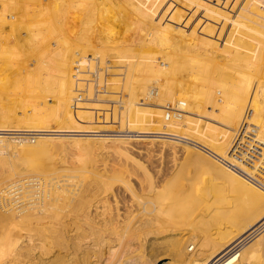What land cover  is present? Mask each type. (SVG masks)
<instances>
[{
	"label": "rangeland",
	"instance_id": "1",
	"mask_svg": "<svg viewBox=\"0 0 264 264\" xmlns=\"http://www.w3.org/2000/svg\"><path fill=\"white\" fill-rule=\"evenodd\" d=\"M134 1H135V3H134ZM175 1L178 5L175 3ZM186 1L189 2L190 0H174V1L171 0V2H170V0H156V2H157L156 5H154L152 7L150 6L151 7V9H150V7H148V5L146 4L145 0L144 1L143 0H140V1L139 0H128V1H126V0H107V2L103 3L102 5L96 6V7H99L98 12H97L96 7L93 6L94 10L93 9L91 10L92 6H90V7L87 6V8L90 9V11H91V12H89V10L86 8V3L82 2L84 4V7L81 8L82 11L76 12L75 10H72L70 13L68 12L69 14L62 12V15L58 18L52 17V19L49 21L50 26L52 25L51 27H54V28H51L52 33L51 32L47 33V31H43V33L41 34V37L39 39L41 41L38 40L39 43L41 42L39 45H33L32 42H34V41H31V39L28 37V34L25 35L24 33H22L21 26H20V20H19L20 18L17 19L18 17H20V14L15 13V12H14L15 14H13V12L11 13L12 15L10 14L11 16H13L16 19L15 20L16 22L13 23V21H12L9 25H8V23L3 24V25L0 24V35L3 36L0 40V43H2V44L6 43L8 48L13 47L15 49V50L14 49L10 50L13 52L7 51L6 53L0 54V63H1L0 71L2 72V73L0 72V76L6 78V79L5 78L2 79V81L0 79V83H2L4 81V83L0 84L1 85L0 86V122L2 123V124L0 123V125L4 126V127L2 126L3 129H8L10 131H13V130L20 131L19 134H15V135L4 134V135L0 136V140H2L4 142L3 143L4 145L7 144V146H8L9 143L12 145V146H10V144H9V147H11V148H8V149H6L7 147L5 148L4 146L0 145L1 146L0 149L4 147L0 151V156H1L0 157V170L1 169L6 170V171H8L9 169L12 170L13 166H14L15 169H17L19 171L22 170V171L26 172V170H27V172H30L32 170V167H29V164L26 163V161L24 160V157H22L23 155L21 153L20 154L22 156L19 154V152L12 149L13 146L19 147L22 143H23L22 145H24V144L35 145L38 143H42V144L48 143L45 141H48V139H49L48 137L50 136L51 138L54 139V141L52 140L53 142L51 141V143L55 142V145L53 144L52 147L51 146H48V147H50L49 149L53 148L52 151L54 150L53 151L54 153L53 152L52 153L54 155H53V157H51L52 154L50 155L51 162L49 161L50 159H47V158H46V160L44 159L42 161L44 166H45V164H48V166L46 165V167L58 168V169H61V166H62V168L65 166L64 168H66L70 171L76 170L77 172L79 171L80 173L82 171L83 173H85V175L88 174V173L86 174V171H89L90 175L89 174L88 175L91 177H93L94 173H95V176L93 178L95 180H98V181H96L97 182V189L95 191H97L96 194L98 192L100 193V195L97 194L98 195L97 197L99 199L96 197V200H102V199L105 201L110 200L113 196L111 193L114 194V192H117L116 194H114V196L112 198L113 201L115 200L114 203H113L112 199H111L112 203L110 201H107V205L111 209H109L108 207L107 208L110 210L111 213L109 214V210L104 211L105 213L107 212L106 216H105V214H102V217H100V220H102L101 218H103V217L106 218L103 220L104 223L103 222L101 223L100 220H99L100 223H97L98 228L101 227V228H99L100 231H102L104 233V237H103L102 236L103 233L100 232V234L102 236V237L100 236V239L102 238L101 239L102 243L99 244V247L101 246L100 247V251H101L102 250L101 248L103 246V250L100 252L101 254L99 253L100 260H101V262H99V264H118V262L121 261V259H124V260L129 259L133 264H179L178 260L175 261L176 260L175 255H173L174 246L172 244H174L173 239L175 238L174 237L175 234H174V231L171 230V227H174V229H175L178 225L183 224L184 223L183 221L179 222L180 221L179 218H184L186 216L182 213H187L189 215V213L191 211H193V207L191 204H189V206H187V208L185 209L184 212H182L180 209H179V211L177 210V213H180L181 215H183V217H181V215H180L176 218V213L173 210H171V212H170V210L167 209V207L170 208V206H171L170 205V199H172L173 202H175V200H177L178 196L175 194L179 195L181 193V189H182L181 185H183L185 183H186V185L191 184L190 187H192V189H191L192 191L190 190V192L192 193L193 196H194L196 190H198V188L200 189L203 186L200 189V190H202V189L206 188V185H208V187H209V185H211L208 182H206L207 177H206L205 172L209 168L207 163L205 162V165H204V162L202 163V161H200L195 154H189L190 157H188L189 155H186L187 152L184 151V147H185V149L186 148L189 149V148H193V147H191L190 145H186L185 143H182V142H178V141L174 142L173 140H170L168 138H163L164 136L165 137H167V136L174 137L173 133L180 126L179 122L186 123V125L184 127L185 128L188 127L187 117L185 116L186 112H183V111H186V108L182 109L180 107V101L183 98L185 101V106H190V103H191L193 105V106L191 105L192 108L194 107V109H196V110H194L195 113L196 114L197 113L202 114V115L197 114V115H200L202 118L201 117L199 118V116L195 117V116H191V115L189 116V118H191L193 120H198L199 121L198 122L199 130L201 132H206L205 133L206 135L204 133H202L205 136V137L203 136V138H205L206 140H208V138H209V133L207 131L208 127H206V125H205V124H207V126L209 125V122H207L208 118L206 116V114L208 115L209 110L207 109L208 107H206L207 104L206 103L204 104L203 102L208 101V97H209L208 95L211 92V90H209L208 88L206 89L205 83H202V82L205 80L207 75L210 76V74L203 72V74L199 73L200 74V76H199V74H194V73L196 71L202 72V71L208 70L210 68L211 64L203 63L202 65H198V66L194 67L195 69L189 71V65L190 64L189 63L187 64V62H186L188 60L186 58V55L184 54V52L175 49L176 48L175 46L177 45V43L180 45L181 48H184L182 44H184V46H187L188 45L187 42L189 44L190 43L193 44L196 41L195 38L189 34V31L187 29H185V28L182 29V27H181V25L182 26L185 25L184 27H187L186 24L188 25V23L181 24V23H178L179 21H177V23H175L176 20H179V18L185 19L186 21L188 19L192 18L191 15H193V14H192V12H190L193 10V7L191 6V1L194 2L195 0H191L189 2L190 5ZM166 2L168 3V5ZM141 3L142 4L145 3V4L142 5ZM137 4H139V6ZM123 5H126V6H123ZM35 6H37V5H35ZM117 6H119V7H117ZM127 6H129V8ZM147 7L149 8V10ZM163 7L165 9H163ZM190 7H191V9H190ZM174 8H176V9H174ZM186 8H189L188 11H186L187 10ZM118 9H120V10L122 9V10L120 11ZM170 9H171V11H170ZM86 10H88V11H86ZM164 10H167L166 11L167 13H165ZM158 11H160V12H158ZM161 11H164V12L161 13ZM168 11L170 12V14ZM73 12H74V14H73ZM145 12H147L146 15H145ZM174 12H176V13H174ZM92 13H93V15H92ZM100 14H101V16H100ZM159 14H161V15L163 14L162 17L165 16V18H166L165 19V18L160 17L161 18V24L163 23L162 25H165V23H167L166 27L168 26V28H167L168 34H164V35H166L167 39L169 40V42H170L171 46H173V48H169L166 45L164 46L162 44L160 45L159 44L160 42H158V41H156L157 43H155L156 45L159 44V45H157V46H160V47H158V49H155L156 46H155V48H153V47H151V44L149 45V42L147 40L149 37H153V41H155V39H157L159 36H163V33H164L163 30H160V31L158 30L157 33H155V30H154V27L157 25L156 23H158V21H159V16H160ZM171 14L175 18L171 17L172 16ZM174 14H176V15H174ZM178 14H180V16ZM185 14H187V15L189 14L188 16L186 15L187 18L185 16ZM75 15H76V18H75ZM166 15H167V17H166ZM156 16L158 19L156 18ZM53 19H55V20H53ZM202 19L203 18H200V20H202ZM155 20H158V21L155 23ZM162 20H164V21L166 20V21L162 22ZM52 21L53 22L55 21L54 22L55 26H53ZM170 21H171V23H170ZM50 22H52V23H50ZM103 22H105V23L103 24ZM72 23H74V24H72ZM207 23H208V21H207ZM161 24H159V26ZM151 25H153V26H151ZM171 25H176V26L174 27ZM169 26H170V28H169ZM192 26H194V25H192ZM56 27H57V29H59L58 30L59 32L56 31L57 30ZM90 27H91V29H90ZM92 27H94V28H92ZM130 27H132V28H130ZM143 27H145V28H143ZM163 27L165 28V26H163ZM171 27L176 28V30L178 28L179 32H181L183 30L184 32L182 31V34L180 33V36H182V37L178 38L175 33L170 31L172 29ZM138 28H142L143 33H136V30ZM13 30H15V33ZM77 30H79V32ZM89 30H90V32H89ZM145 30H146V33H145ZM8 34H9V36H7ZM62 35H64V36L62 37ZM16 36H18V37H16ZM12 37H14L13 40H12ZM27 37H28V39H27ZM56 39L57 40L61 39V40H60V42H58ZM218 39H221V37H219ZM53 41L56 42V45H54L53 47L49 46V45H53L55 43V42L53 43ZM66 42H67V44H66ZM79 42H81V43H79ZM122 42H124V43H122ZM129 42H130V44H134V45H130L129 47L125 46V45H128ZM209 42H211L210 45H212V41L207 40V42L206 41L204 42L205 44L203 43L204 47L205 46L208 47ZM28 43L31 46H29ZM206 43H208V44H206ZM44 44H47V45H44ZM45 46H46V48H45ZM152 46H153V42H152ZM40 48L42 51L40 50ZM155 50L161 51L162 54H165L168 56V64L166 65V68H168V69L166 71H165V69H162L163 67L159 64L160 63L159 59L155 58V54H156ZM165 50H167L168 52L166 53ZM163 51H164V53H163ZM152 52H154V54H152ZM3 57L5 60L3 59ZM18 62H20V64ZM157 63H158V65H157ZM18 66H19V68H18ZM183 67H187L188 69L186 68L187 70H185ZM1 69L5 72L4 75H3V71ZM163 71H165L166 73L169 71L168 73L170 74V75H168V77H169L168 81H170V82H168V85L170 84L169 85V87H170L169 95L171 93L170 97L166 93H164L165 94L164 95L163 92L161 91L162 90L161 85H163L162 79L165 78L163 76ZM193 74H194V76H193ZM204 74H207V75H204ZM7 75H8V77H7ZM201 76L204 77V79H202ZM2 77H0V78H2ZM196 77L197 78L199 77V80L201 78L203 81L201 80L202 81L201 83H199L200 81H198V80L195 81L196 79L193 81L192 78H196ZM222 81H224V82H221V81L218 82L219 85L216 83L217 85H215V86H218V87H216V88L214 87L215 90H214V92L212 91L214 97H215V95H217L218 97L220 96V95H218V94H220V91H221L220 89H221V87L223 88L225 86V80H222ZM195 82L197 83V85L200 84V86L198 87ZM9 84H10V86H9ZM203 85H204V87H203ZM141 86L145 87V89L148 92L150 91L149 96L152 98L153 101L149 102V101L143 100V92L142 91L144 88L142 89ZM160 87H161V90H160ZM218 88H220V89H218ZM158 90L162 92V94L159 95L160 97L158 96V92H159ZM205 90H206V92L203 93L204 94L203 98L205 100L202 98V100H204V101L201 102L200 101L201 100L200 95H201V92L202 91L204 92ZM197 91H198L199 96L196 95ZM192 92L193 93L196 92V93L193 95V94H191ZM187 94L189 96L191 94L192 97L190 96L191 97L190 98ZM157 101H158V103H157ZM198 101H200L204 106L200 102L198 103ZM211 102L212 101H210L209 103H211ZM196 103L198 105H196ZM154 104H156V105H154ZM174 106H176V108H179V109L174 108ZM204 108L207 109L206 110L207 112L204 111L205 110ZM181 110H183V111H181ZM199 111H201V112H199ZM205 116H206V118H204ZM205 119H206V122H205ZM28 130L38 131L39 133H42V132L43 133H49V135L48 134H31V135L28 134V135H26L25 133ZM186 133H187L186 135H188V136H186V137H188L187 139L193 140V138H192L193 135L191 134V136H190V134H188L189 132H186ZM45 135L47 136L48 139L46 138ZM53 135L55 138L53 137ZM67 136H69V137H67ZM143 136H145V137L147 136V138L145 139V138H143ZM134 139H138V140H134ZM151 139H153V141L151 143H149V141ZM162 140H165V142L167 141L166 144L170 143V141H173L175 145L180 144L181 146L176 145L177 146L176 150H177L178 154L171 151L167 146L161 147L162 144L160 142H162ZM119 141H121V142H119ZM61 142H62V144H61ZM86 142H87V144H86ZM122 142H124V144ZM59 143L61 146L59 145ZM96 143H98V144H96ZM120 143L123 145L126 144L125 145L126 146L125 151H126V153H128V157H130V158L126 159L125 156L123 155L125 153V151L123 149H121V150L118 149L117 146L120 145ZM72 144H73V146H71ZM129 144H131V145H129ZM136 145H137V147H136ZM113 146H116V147H113ZM54 147H57V150L60 147H61V149H59L58 152H56L57 150ZM127 149H129V150H127ZM8 150L10 152H13V155H11ZM182 150L184 151L183 152L184 154H182ZM190 150H192V149H190ZM80 151L81 152L84 151V152H82L83 154H81ZM119 151L121 153H123V154L118 153L119 155H121L120 157L116 153ZM193 151H197V152L201 153L199 150H197L195 148H193ZM1 152H2V155H1ZM50 152H51V150H50ZM15 153L16 154L18 153V155H20V156L16 155ZM56 153H59V155L61 157ZM131 153H132V155H131ZM55 154L57 155V157L55 156ZM69 154H73L74 156L73 155L71 156ZM89 154H90V157H89ZM107 154H109V155H107ZM4 155H6L7 157L10 156L11 159H9L10 157H8V159H7V157H4ZM192 155H194V156H192ZM14 156H16V158H17L16 161L14 159ZM54 156H55V158H54ZM21 157L23 159H21ZM70 157L71 158L74 157L73 160L75 159L74 160L75 162L78 161V163L79 162H80V164L82 163L81 164L82 167H79L80 164H78V163L70 162V159H71ZM75 157L76 158L78 157L79 159H76ZM58 158H59L60 162L57 161ZM62 158L64 160L63 163H61V161H63ZM117 158H119V160ZM207 158H209L213 161L212 158H210V157H207ZM5 159H6V161H5ZM18 159L20 161L21 160L22 161L24 160V161L19 162ZM66 159H68V160H66ZM7 160H9L11 164ZM52 160H53V162H52ZM54 160H56L58 163L56 161L54 162ZM128 160H129V162H128ZM44 161H47V163H45ZM66 161H67V163H66ZM169 161H170V163H169ZM5 162H8V163H5ZM3 163H5V166ZM74 163H75V166H74ZM55 164H57V165H55ZM68 164L69 165L71 164L73 166L70 165V168H68V166H69ZM91 164L93 167L90 166ZM8 165L10 166V168H8L9 167ZM53 165L56 167H54ZM86 165L89 167H87ZM190 165H191V167H190ZM22 166H24L26 168H24ZM90 167H91V169H90ZM19 168H21V169H19ZM86 168H88V169H86ZM184 168H185V170H184ZM28 169H30V170H28ZM176 169H177V171H176ZM191 169H193L192 172L189 171ZM144 170H145V172H144ZM92 171H93V173H92ZM146 173L148 174V177L151 178V180L153 182H155V183L159 182L160 183L161 181H163L165 184L164 185L163 182H161L162 184L160 183L161 185H163L165 187L164 188L163 186H161L162 191L164 192L163 195H165V196H162L161 195L162 193L160 194V196H162L164 199L161 197L157 198L156 201H154L155 200L154 199L153 201H151L153 205H150L151 202L149 204L148 203L144 204L146 202L147 196L145 195L146 194L145 189H143L145 185H143V186H141V185L145 184V183H143V181H144V177L147 179ZM204 174H205V176H204ZM143 175H144V177L142 178L141 176H143ZM140 177H141V180H137ZM163 177H165V178H163ZM157 178L159 179V181ZM127 179H129V180H127ZM146 179L144 182H146ZM136 180L140 183L139 184L140 186L137 184L138 182ZM166 180H168V181H166ZM202 180H204V181L206 180V181L204 182ZM125 182L127 184H124ZM168 182H169V184H167ZM176 183H178V184L176 185ZM198 183H200V184H198ZM124 185L125 186L127 185L128 188L125 187ZM136 185L138 188L136 187ZM104 186H106V187L104 188ZM98 187H99V189H98ZM124 187L126 190L128 189V192L130 191L129 190L130 187H132L131 191L134 189V192L136 194H139L138 196H140V198H142V199L144 198L143 201L141 199L139 200V197L136 196V194H134L136 197L134 195H132L134 192L131 193V191H130L128 193L124 189ZM195 187H198V188H195ZM140 188L142 189L141 191L143 192V194L140 191ZM194 189H195V191H194ZM208 189L209 188H207V190ZM107 190L110 192L112 191V192L108 193ZM207 190L204 189V191H207ZM209 190L212 191L211 189H209ZM230 190L228 188L229 193L226 190H225L226 192L224 191L225 194H227L226 198H224V196H225L224 193H222L223 195L221 194L222 195L221 196L220 193L216 192V195L218 193L217 196L220 195L219 198L217 197L218 199L214 197V196H216L215 191H212V192L209 191L208 195H210L211 193H213V194H211L212 196H208L209 199L207 198L208 200H206L205 203H206L207 208L209 206L210 209L209 208L208 209H209L210 213L207 212L206 214H203V215L201 214V216L198 215L195 218V222L196 221L197 222L196 223L194 222V223L200 225L201 227H205V228L207 226H210V229H212L214 226H216L214 224L218 220V218L214 217L215 216L214 214H216L215 211L218 210V213H220L222 211L221 215H223V216H218V217H219V220L222 217H224V218L221 219V221H219L218 223L219 224L221 223L223 227L225 226L224 228L222 227L223 230L221 231L223 233V235H225V236L227 234L229 235V232L233 231L234 225L238 224V221L240 220L239 217L242 218L244 216L245 213L243 211L248 210L247 208L244 209L245 207H248L247 205L245 206V203H244L245 200L244 199L241 201L237 200L238 198L242 199L240 197L241 194L238 193L240 196H238V198H237L236 193L234 192L235 194H233V192H230ZM191 193H187V194H191ZM199 193H201V194L199 195ZM105 194H107V195H105ZM117 194H118V199H116ZM172 194H174L175 198H174V196H172ZM192 195H190V196H192ZM195 195H197V198H198L202 195V192L199 191ZM104 196H106V198ZM221 197H223L225 199V201L223 200V198L221 199ZM107 198H109V199H107ZM132 198H135V199H132ZM150 198L152 199L153 197H150ZM232 198L234 199V201ZM214 199H216V202ZM136 200H137V202H136ZM229 200H230V202H229ZM116 201H117V203H116ZM168 201H169V204H168ZM242 201H244L243 202L244 206H243ZM154 202H156V204ZM182 202H185V201H182ZM182 202H180V204H182ZM186 202H189V201H186ZM220 202H222V204H224V205L220 204ZM226 202H229V203L234 202V203L227 205ZM239 202L242 203V205ZM162 204H164V205H162ZM105 205H106V203H105ZM111 205H114V206H111ZM137 205H141V206L138 207ZM146 205H148V206H146ZM166 205H167V207H166ZM174 205H176V202L174 203ZM152 206H154V207H152ZM159 206L161 207V209H160V210H162L161 212L166 214V215H164L162 213L163 214L162 217H164V219H167V220L169 218H170V220H174V221H172V223L163 224V226H161L162 224L161 225H157V224L151 225L147 222L146 219L148 218V215L150 213L151 214L149 216H151V215L153 216V214L154 215L157 214L158 211L156 209L157 208L159 209L160 208ZM176 206H178V205H176ZM222 206H224V207H222ZM100 207H102V206L100 205ZM113 207H114V209H113ZM241 207H243V208H241ZM107 208H105V210ZM212 208L215 210H213L211 212ZM164 209L167 210V212ZM111 210H114L113 212H115V213H112ZM232 210H233V212H232ZM125 211H127V212H125ZM136 211H137V213H136ZM213 212H214V214H213ZM114 214L116 216L115 218L113 217ZM139 214H141V215H139ZM209 214H213L214 216L213 215L212 216L214 218H210L211 215H209ZM134 215L136 218H134ZM109 217H112V219H109ZM141 218H142V220H141ZM215 219H217V220H215ZM232 219H235L234 221L235 222L237 221V222L236 223L233 222ZM105 220H107V221L105 222ZM122 220H123V222H122ZM125 220H127V221H125ZM205 220H207V221H205ZM214 220H215V222H213ZM222 220L224 223L222 222ZM231 220H232V222H231ZM109 221H111V222H109ZM129 221H131V222H129ZM140 222H141V224H140ZM174 222H176V223H174ZM125 223H126V225H125ZM218 223L216 222L217 225H218ZM232 223L234 225H232ZM98 224L99 225L105 224L106 227L104 225V229H103L102 228L103 225L99 226ZM108 224H113V225H108ZM137 224H139L140 226ZM144 224H145V226H144ZM171 224H173V226ZM186 224H190V225L192 224L191 218L189 219V222ZM107 226L108 227L110 226L109 227L110 229ZM140 227L142 228L141 230L143 232L139 229ZM136 228H137V230H136ZM162 228H165L166 230L170 229L169 233L164 232L165 234H167V236L164 233H163L164 237L162 234H160L162 231ZM207 228H209V227H207ZM138 229L141 231V233L138 232ZM147 229L151 230V231H149V236L144 233V232H146V233L148 232ZM153 229H154V231H152ZM158 229H161V231L157 232ZM165 229H163V230H165ZM109 230H111V232ZM125 230H127V231H125ZM225 230H226V233L224 234ZM107 231L110 232L111 236H109V232L107 233ZM112 231H114L113 233H115V235L114 234L112 235ZM106 233H107L108 237H106L107 236ZM157 233H159V234H157ZM257 233H259V234H255L256 236L254 235L255 237L253 236V238L249 240L248 245L246 244V247L249 245H252V243H254L257 239L258 240L260 239V241L258 242L259 244L257 243L259 247L256 245L257 251H258L257 254L260 256L262 255V258H263L262 260L264 263V251H263L264 250V228L261 229ZM152 234H154V235H152ZM138 235L139 236L141 235V237L142 236L143 237L141 238ZM156 235H159V236L157 237ZM144 236H146V238ZM168 236H169V238H168ZM105 237H106V240L108 239L109 241H104ZM109 237H110V239H109ZM261 237H262V239H261ZM103 238H104V240H103ZM136 238L140 241L139 243H138ZM110 241H112V242H110ZM261 242H263V243L261 244ZM103 243L107 247H109L110 250L113 252L109 253L108 248H106ZM108 243L110 245H107ZM170 248H172V249H170ZM185 251L188 255H193L196 252V243L195 242L186 243L185 244ZM261 252H262V254H261ZM86 256L84 257L85 259L88 256L92 257L91 254H89L87 257ZM173 256L175 258H173ZM32 257L33 256H31V257L29 256V258L28 257L24 258L22 256L21 260L19 259L20 263L18 262V260H16V262H14V263L21 264V262H22L23 264L24 263L30 264L29 260L31 261V259H32L31 264H40V263L43 264L44 261H45L44 264H46V261H47L46 258H48V257L44 256L45 260H40V259L36 258L35 256H34V258H32ZM82 259L80 258V260H82ZM118 259H119V261H118ZM14 263H12V264H14ZM120 264H124V262H121Z\"/></svg>",
	"mask_w": 264,
	"mask_h": 264
},
{
	"label": "bare ground",
	"instance_id": "2",
	"mask_svg": "<svg viewBox=\"0 0 264 264\" xmlns=\"http://www.w3.org/2000/svg\"><path fill=\"white\" fill-rule=\"evenodd\" d=\"M126 1H128V0H126ZM172 1H174V0H172ZM82 2L86 3V8H87V6L88 7L92 6L91 10L92 9L94 10V7L102 5L103 3L107 2V0H0V24L3 25V24L8 23V25H9L12 21L14 23V22H16L15 21L16 19L13 16H11L12 15L11 13L13 12V14H15V13L20 14V17H18L17 19L20 18L19 20H20V26H21L22 33H24L25 35L28 34V37L31 39V41H34V42H32L33 45H39L41 42L39 43L38 40L40 39L43 31H47V33H50L51 28H54V27H51L52 25L50 26V24H49V21L52 19V17L58 18L62 15V12H65L67 14L68 12L70 13L72 10H75L76 12L82 11L81 8L84 7V4ZM145 2L148 5V7H150V6L152 7V6L156 5V3H157L156 0H145ZM170 2H171V0H170ZM189 2H187V3H189ZM194 2L191 1V6L193 7V10L190 12H192L193 15H191V14L190 15L192 18L188 19L187 21L185 19L179 18V20H176L175 23H177V21H179L178 23H181V24L188 23V25L186 24L187 27H184L185 25L184 26L181 25V27H182V29L185 28L189 31V34L195 38L196 43L194 42L193 44L192 43L189 44L186 41L189 46L188 45L184 46V44H182L184 48H181L180 45L177 43V45L175 46L176 47L175 49L184 52V54L186 55V58L188 59L186 62H187V64L188 63L190 64L189 65V71L195 69L194 67H196L198 65H202L203 63L211 64V66L208 70L202 71V72L196 71L194 73V74H199V73L203 74V72H204V73L210 74V76H208L207 74H204V75H207V77L205 78L204 81L202 80V79H204V77H202L203 75L201 76L202 79L200 78V80H199V77L198 78L197 77L192 78L193 81L195 79H196L195 81H197V80L200 81L199 83H201L203 81L202 83H205L206 89L208 88L209 90H211V92L208 95L209 97H208L207 102H203L205 100L203 98V95H204L203 93H205L206 90L204 92L202 91L201 95H200L201 96L200 101L203 102L204 104L206 103L207 104L206 107H208L207 109L209 110L208 115L206 114V116L208 118L207 122H209V125L207 126V124H205L206 127H208L207 131L209 133V138H208V140L203 138L204 135L202 133L205 134L206 132H201L199 130V127H198L199 121L189 118L190 115L195 116V117L199 116V118H200L201 116L197 115V114H201V113L196 114L194 111L196 109H194V107L192 108L193 105L191 103H190V106H185L184 98L181 101L180 100L179 101H180V107L182 109L186 108V111H183V110H181V111L186 112L185 116L187 117L188 127H186V128L184 127L186 125V123L179 122L180 126L173 133L174 137H172V136L165 137L164 136L163 138H168L170 140H173L174 142L175 141L182 142V143H185L186 145H190L191 147L199 150L201 153H199L197 151H193V148H189V149L186 148L185 149V147H184V151L187 152L186 155L195 154L198 157V159L200 161H202V163L204 162V165L206 162L208 167H209L208 169L206 168L207 170L205 173H206L207 181L206 180L205 181L211 185H209V187H208V185H206V188H204V189L207 190V188H209L212 191H215V195H216V192L220 193V195L222 193H224V195H225L224 198H226L227 194H225V192L226 191L228 192V188H229V190L230 189L232 190V191L230 190V192H233V194L236 193L237 198H238V196H240L239 194H241L240 197L242 199L238 198L237 200L241 201L244 199L245 202L242 201V203L244 202L245 206L246 205L248 206V207H245L244 209L247 208L248 210H245V211L242 210L245 213V214L243 213L244 216L242 218L239 217L240 220L237 218L239 220L237 225L236 224L234 225L232 223V225H234V227L232 226L234 228L233 231L232 232L230 231L229 235L227 234L228 236L227 235L225 236L221 232L225 226L223 227L221 223L220 224L218 223L219 221H221V219L224 218V217H222L219 220V217H218V216H223V215H221L222 211L220 213H218V210H217V211H215L216 214H214V212H213V214L215 216L213 214H209L211 216L213 215L214 217L218 218V220L215 219V220H217L216 222L218 223V225L216 224V222L214 220L213 222H215L214 225H216V226H214L212 229H210V226H207L209 228H207V227L205 228V227H201L198 224H195L197 222V221L195 222V218L198 215L201 216V214L203 215V214H206L207 212L210 213L209 212L210 208H209V206H208L209 209L207 208L205 201L208 200L209 199L208 196H212L211 194H213V193L208 195L209 191H210L209 189H208L209 191L207 190L208 191L207 192V191H204V189L200 190L203 186L200 189L198 187H195V188H198V190H196L195 194L198 193L199 191L202 192V195L197 198L198 194L197 195L194 194V196H193L192 193L190 192V190L192 189V187H190L191 184L190 185L187 184L188 186L186 185V183L181 185L182 186L181 193L179 195L175 194L178 196L177 200H175L176 205H178V206L174 205L175 202H173V200L170 199V205L171 206H170V208L167 207V205L169 204V201H168V204L166 205V207H167V209L170 210V212H171V210H173L176 213V218L181 215L180 213H177V210L179 211V209H180L182 212H184L185 209L187 208V206H189V204L192 205L193 211H191L189 213V215L187 213H182L186 216L184 218H179V220H180L179 222L183 221L184 223L178 225L175 229H174V227H171V230H173L174 234H175L174 235L175 238L173 239L174 244H172L174 246L173 255H175V257H176L175 261L178 260L179 264H258V263L264 264L263 260H262L263 259L262 255L260 256L257 254L258 253L257 246L259 244L258 242L260 241V239L259 240L257 239L255 242L253 241L254 243H252V245H249L246 247V244L248 245L249 240L252 239L255 234H259L257 232H259L261 229L264 228V0H195ZM134 3H135V1H134ZM168 3H167V5H168ZM175 3H176V1H175ZM143 4H145V3H143ZM35 5H37V6H35ZM137 5L139 6V4H137ZM189 5H190V3H189ZM123 6H126V5H123ZM117 7H119V6H117ZM127 7L129 8V6H127ZM151 7H150V9H151ZM96 8H97V12H98L99 7H96ZM163 9H165V8L163 7ZM171 9H170V11H171ZM174 9H176V8H174ZM186 9H187L186 11H188L189 8H186ZM190 9H191V7H190ZM88 10H89V12H91L90 9H88ZM88 10H86V11H88ZM118 10H120V9H118ZM148 10H149V8H148ZM167 10H164L165 13H167L166 12ZM164 11H161V13H163ZM158 12H160V11H158ZM174 13H176V12H174ZM73 14H74V12H73ZM146 14H147V12H145V15ZM169 14H170V12H169ZM92 15H93V13H92ZM159 15H160L159 16L160 22L158 20H155V23L158 21V23L161 24V18L160 17H162L163 14L162 15L159 14ZM167 15H166V17H167ZM174 15H176V14H174ZM178 15L180 16V14H178ZM186 15L187 14H185V16ZM100 16H101V14H100ZM157 16H156V18H157ZM187 16H186V18H187ZM171 17H174V16L172 15ZM75 18H76V15H75ZM162 18H165V16H163ZM200 18H203V19L200 20ZM53 20H55V19H53ZM163 21L164 20H162V22ZM207 21H208V23H207ZM52 22H50V23H52ZM54 22H53V26H55ZM104 23L105 22H103V24ZM158 23H156L157 25L154 27L155 33H157L158 30L159 31L163 30L164 31L163 36H159L157 39H155V41H153V37H149L147 39L149 42V45L151 44V47H153V48H155V46H156L155 49H158V47H160V46H157L159 44L160 45L162 44L164 46L166 45L169 48H173V46H171L169 40L167 39L166 35H164V34H168V32H167L168 26L166 27L167 23H165V25H162L163 24L162 23L160 26ZM170 23H171V21H170ZM72 24H74V23H72ZM192 25H194V26H192ZM151 26H153V25H151ZM163 26H165V28ZM171 26L175 27L176 25H171ZM92 28H94V27H92ZM130 28H132V27H130ZM143 28H145V27H143ZM169 28H170V26H169ZM171 28L172 29L171 30L169 29V30L172 31L173 33H175L178 38L182 37V36H180V33L182 34L183 30L182 31L180 30L181 32H179L178 28H177V30H176V28H173V27H171ZM56 29H57V27H56ZM90 29H91V27H90ZM58 30L59 29H57L56 31H58ZM146 30H145V33H146ZM13 31L15 33V30H13ZM77 31L79 32V30H77ZM89 32H90V30H89ZM136 33H143V29L138 28L136 30ZM7 36H9V34ZM63 36L64 35H62V37ZM2 37L3 36L0 35V40ZM14 37H12V40ZM16 37H18V36H16ZM28 37H27V39H28ZM219 37H221V39H218ZM206 39L209 41H212V45H210L211 42H209V46L204 47L203 43L205 41L207 42ZM60 40H57V41L60 42ZM39 41H41V40H39ZM156 41H158L160 43L156 45L155 44V43H157ZM54 42L55 41H53V43ZM152 42H153V46H152ZM79 43H81V42H79ZM122 43H124V42H122ZM5 44L0 43V54L6 53L7 51L14 49L13 47L8 48L7 44L6 45ZM66 44H67V42H66ZM206 44H208V43H206ZM44 45H47V44H44ZM54 45H56V42L53 45H49V46L53 47ZM130 45H134V44H130V42H129V44L125 45V46L129 47ZM29 46H31V45L29 44ZM45 48H46V46H45ZM40 50H41V48H40ZM165 51H166V53L168 52L167 50H165ZM10 52H13V51H10ZM155 53H156L155 58L159 59V62H160L159 64L163 67L162 69H165V71H166L168 69V68H166V65L168 64V56L165 54H162L161 51L155 50ZM163 53H164V51H163ZM152 54H154V52H152ZM3 59H4V57H3ZM18 63L20 64V62H18ZM0 65H1V63H0ZM157 65H158V63H157ZM18 68H19V66H18ZM183 68L185 70L188 69L187 67H183ZM165 71H163V76L165 78L162 79L163 85H161L162 90H161V87H160V90L163 92V94L166 93L170 97V95H171V93L169 95V92H170L169 85L170 84L168 85V82H170V81H168V79H169L168 75H170V74L168 73L169 71L167 73ZM4 73L5 72L3 71V75H4ZM194 74H193V76H194ZM199 76H200V74H199ZM0 77H2V76H0ZM7 77H8V75H7ZM4 78L5 77L0 78L1 81ZM222 80H225V86L223 88L221 87V89L218 88L221 90L220 94H218L220 96L218 97L217 95H215V97H214L213 92H214L215 88L218 87L215 85H217L219 81L224 82ZM2 83H4V81ZM2 83H0V84H2ZM196 85H197V83H196ZM9 86H10V84H9ZM197 86L199 87L200 84ZM203 87H204V85H203ZM141 88L142 89L144 88L142 91L143 92V100L149 101V102L153 101L152 98L149 96L150 91L148 92L145 89V87H143V86H141ZM161 91L158 92V96L160 94H162ZM193 92L191 94L194 95L196 92L195 93H193ZM191 94H190V96H191ZM196 95H198V91H197ZM202 98L204 100H202ZM209 100L212 102L209 103L210 102ZM200 101H198V103ZM157 103H158V101H157ZM156 104H154V105H156ZM196 105H198V104L196 103ZM174 108H176V106H174ZM176 109H179V108H176ZM207 109H205L204 111H206ZM199 112H201V111H199ZM206 116L204 118H206ZM205 122H206V119H205ZM2 126L0 125V136L4 135V134L15 135V134L20 133V131H15V130L10 131L8 129H3ZM186 132H189L188 134H190V136H191V134L193 135V137H192L193 140L187 139L188 137H186V136H188V135H186L187 134ZM25 134L26 135H28V134H30V135L31 134H48L49 135V133H43V132L39 133L38 131H31V130H28ZM53 137H54V135H53ZM67 137H69V136H67ZM46 138H47V136H46ZM48 138H47L48 141H45L48 143H43V144L38 143L35 145H31V144L22 145L23 144L22 143L19 147L13 146L12 149L19 152V154L21 153L23 156L21 154L20 155L22 157H24V160L26 161V163L29 164V167H32V170L30 172H27V170H26V172H24L22 170L19 171V170L15 169L14 166H13V169L11 168L12 170H10V169L8 171L2 170V169H1L2 171L0 170V264H12V263L16 262V260H18V262H19L21 260L22 256L24 258H27V257L29 258V256L30 257L33 256L32 258H34V256H35L36 258H38L40 260H45L44 256H46V257H48V258H46V260H47L46 264H99V262H101L99 253L103 250V246L101 248L102 249L101 251H100L101 246L99 247V244L102 243V241H101L102 238L100 239V236H101L100 232L101 233H103V232L100 231L99 228H101V227L98 228L97 223H100V222L102 223L103 220L106 219L103 217V218H101L102 220H100V217H102V214H105V216H106L107 212L105 213L104 211L111 209L107 205V201L111 202V199L113 198L114 194H116L117 192H114V194H113V193H111L112 191L110 192L107 190L108 193L110 192L113 195L110 200H106V201L103 199L102 200H96V197L98 195H100V193L98 192L97 193L98 195H97L96 194L97 191H95L97 189V182L96 181H98V180H95L93 178L95 176V173H94V176L91 177V176H89L90 175L89 171H86V174L88 173L89 175L88 174L85 175V173H83L81 170H80L81 173L79 171L77 172L76 170L70 171V170L64 168L65 166L63 168L61 166V169L46 167V165L48 166V164H45V166H44L42 161L44 159L46 160V158L50 159L54 155L53 154L54 150L52 151L53 148L49 149L50 147H48V146L52 147L53 144L55 145V142L51 143V141L52 140L54 141V139L51 138L50 136ZM143 138L146 139L147 136L146 137L143 136ZM134 140H138V139H134ZM121 141H119V142H121ZM152 141H153V139H151L149 141V143H151ZM173 141H170V143L166 144L167 141L165 142V140H162V142H160L162 144L161 147L167 146L171 151L178 154L177 150H176V147H177L176 145H180V144L175 145ZM3 143L4 142L2 140H0L1 146H4L5 148L7 147L6 149L11 148V147H9L10 143L8 144V146H7V144L4 145ZM122 143L124 144V142H122ZM61 144H62V142H61ZM86 144H87V142H86ZM96 144H98V143H96ZM123 144H121V143H120V145L117 144L118 145L117 147H118V149H120V150L123 149L125 151V147H126L125 145L126 144L125 145H123ZM131 144H129V145H131ZM59 145H60V143H59ZM10 146H12V145L10 144ZM71 146H73V144ZM57 147H54V148L57 150ZM113 147H116V146H113ZM136 147H137V145H136ZM3 148H1V149H3ZM1 149H0V151H1ZM59 149H61V147ZM190 149H192V150H190ZM50 150H51V152H50ZM58 150L56 152H58ZM127 150H129V149H127ZM184 151L182 150V154H184L183 153ZM82 152H84V151H82ZM82 152H81V154H83ZM116 153L118 154L121 152L119 151ZM132 153H131V155H132ZM10 154L13 155V152H10ZM51 154H52V156L50 157ZM56 154L59 155V153H56ZM56 154H55V156L57 157ZM121 154H123V153H121ZM1 155H2V152H1ZM16 155H18V153ZM20 155H18V156H20ZM69 155L72 156L73 154H69ZM107 155H109V154H107ZM123 155L125 156L126 159L130 158V157H128V153H126V151ZM55 156H54V158H55ZM120 156L121 155H119V157ZM192 156H194V155H192ZM4 157H7V156L4 155ZM8 157H10V156H8ZM8 157H7V159H8ZM22 157H21V159H23ZM78 157L77 158L75 157V158L79 159ZM89 157H90V154H89ZM188 157H190V155ZM207 157L212 158L213 161ZM73 158L70 159V162H75L74 161L75 159L73 160ZM9 159H11V157ZM14 159L16 161V159H17L16 156H14ZM117 159L119 160V158H117ZM62 160H63V158H62ZM66 160H68V159H66ZM5 161H6V159H5ZM7 161H9V160H7ZM18 161L23 162L22 160L20 161L19 159H18ZM49 161L51 162V159ZM55 161L56 160H54V162ZM57 161H59V158ZM170 161H169V163H170ZM44 162L47 163V161H44ZM52 162H53V160H52ZM63 162H64V160L61 161V163H63ZM128 162H129V160H128ZM5 163H8V162H5ZM5 163H3L4 166H5ZM9 163H10V161H9ZM66 163H67V161H66ZM75 163H78V161ZM75 163H74V166H75ZM78 164H80V162ZM81 164L79 167H82ZM55 165H57V164H55ZM70 165L68 166V168H70ZM71 166H73V165H71ZM90 166H92V164ZM22 167H24V166H22ZM54 167H56V166H54ZM87 167H89V166H87ZM190 167H191V165H190ZM8 168H10V166ZM21 168H19V169H21ZM24 168H26V167H24ZM185 168H184V170H185ZM86 169H88V168H86ZM90 169H91V167H90ZM28 170H30V169H28ZM192 170L193 169H191L189 171L192 172ZM176 171H177V169H176ZM144 172H145V170H144ZM92 173H93V171H92ZM144 175L141 177L143 178ZM204 176H205V174H204ZM141 177L137 180H141ZM163 178H165V177H163ZM145 179L146 178L144 177V181H145ZM127 180H129V179H127ZM144 181H143V183H145V184L141 185V186H143V185L146 186V187L144 186V188H143V189H145V192H146L145 195L147 196V198L145 197L146 202L145 203L143 202L144 204H146V203L149 204L154 199H155L154 201H156L157 198H159V197L163 198L162 196H165V195H163L164 192L162 191V187H161V186H163V185H161L162 184L161 182H163V181L160 182L161 184L157 181H156L157 183H155L151 180V178L148 177V174H147L146 182H144ZM158 181H159V179H158ZM166 181H168V180H166ZM202 181H204V180H202ZM124 184H127V183L125 182ZM137 184L139 185L140 183L138 182ZM163 184H164V182H163ZM167 184H169V182ZM177 184L178 183H176V185ZM198 184H200V183H198ZM105 187L106 186H104V188ZM125 187H127V185ZM125 187H124V189H125ZM136 187H137V185H136ZM141 188H140V191L142 190ZM98 189H99V187H98ZM131 189H132V187H130L129 190L131 191ZM126 191L128 192V189ZM194 191H195V189H194ZM212 191H210V192H212ZM132 192H134V189L131 191V193ZM187 193H191V194H187ZM218 193H217V195H218ZM107 194H105V195H107ZM134 194H136V193L134 192L132 195H134ZM142 194H143V192H142ZM160 194L162 196H160ZM200 194L201 193H199V195ZM138 195L139 194H136V196H138ZM190 195H192V196H190ZM217 195L214 197L219 198L220 195L219 196H217ZM116 196H117L116 199H118V194ZM172 196H174V194H172ZM104 197L106 198V196H104ZM138 197H139V200L141 199L143 201L144 198L142 199V198H140V196H138ZM150 197H153V198L151 199ZM109 198H107V199H109ZM174 198H175V196H174ZM222 198L223 197H221V199ZM224 198H223V200L225 201ZM132 199H135V198H132ZM214 200L216 202V199H214ZM112 201H113V199H112ZM114 201H113V203H114ZM182 201H185V202H182ZM186 201H189V202H186ZM233 201H234V199H233ZM136 202H137V200H136ZM180 202H182V204H180ZM229 202H230V200H229ZM229 202H226L227 205L234 203V202H231V203H229ZM105 203H106V205H105ZM116 203H117V201H116ZM154 203L156 204V202H154ZM242 203H240V204L242 205ZM244 203H243V206H244ZM220 204H222V202H220ZM100 205L102 207H100ZM141 205H137V206L139 207ZM150 205H153L152 202ZM162 205H164V204H162ZM222 205H224V204H222ZM111 206H114V205H111ZM146 206H148V205H146ZM152 207H154V206H152ZM222 207H224V206H222ZM105 208H107V209L105 210ZM213 208L211 209V212L213 210H215ZM241 208H243V207H241ZM113 209H114V207H113ZM160 209H161V207L159 209L157 208L156 210L158 211V213L155 215L153 214V216L152 215L149 216L151 213L149 215L147 214L148 218L146 220L149 224H151V225H154V224L155 225L156 224L161 225L162 224L161 226H163V224H170V223H172V221H174V220H170V218L168 220L164 219V217H162L164 213L161 212L162 210H160ZM233 210H232V212H233ZM111 211H112V213H115V212H113L114 210H111ZM165 211L167 212V210H165ZM125 212H127V211H125ZM110 213L111 212L109 210V214ZM136 213H137V211H136ZM139 215H141V214H139ZM164 215H166V214H164ZM211 216H210V218H214L213 216L212 217ZM113 217L114 218L116 217L115 214ZM181 217H183V215H181ZM134 218H136L135 215H134ZM190 218L192 220V224L191 225L186 224L189 222ZM109 219H112V217H109ZM99 220H100V222H99ZM141 220H142V218H141ZM232 220H233V222H235L234 221L235 219H232ZM232 220H231V222H232ZM106 221L107 220H105V222ZM125 221H127V220H125ZM205 221H207V220H205ZM109 222H111V221H109ZM122 222H123V220H122ZM129 222H131V221H129ZM222 222H223V220H222ZM174 223H176V222H174ZM105 224H101V225H103V227H102L103 229H104ZM140 224H141V222H140ZM101 225H99V226H101ZM108 225H113V224H108ZM125 225H126V223H125ZM137 225H139V224H137ZM171 225L173 226V224H171ZM144 226H145V224H144ZM105 227H106V225H105ZM139 229L141 230L142 228L140 227ZM139 229H138V232L141 233L142 230L140 231ZM163 229H165V228H162V231H161V229H158L157 232L161 231L160 234L163 235L164 232L169 233V231H170V229H168V230H166V229L163 230ZM136 230H137V228H136ZM109 231L111 232V230H109ZM109 231H107V233ZM125 231H127V230H125ZM149 231H151V230H148L147 233L146 232H144V233L149 236ZM152 231H154V229ZM110 232H109V236H111ZM113 232L114 231H112V235L113 234L115 235V233H113ZM107 233H106V235H107ZM225 233H226V230L224 231V234ZM157 234H159V233H157ZM152 235H154V234H152ZM165 235L167 236V234H165ZM102 236L104 237V233ZM156 236L158 237L159 235H156ZM106 237H108V235ZM106 237H105V240H104V238H103V240L109 241L108 239L106 240ZM139 237H141V235ZM144 237L146 238V236H144ZM163 237H164V235H163ZM168 238H169V236H168ZM109 239H110V237H109ZM261 239H262V237H261ZM137 241H138V243L140 242L138 239H137ZM110 242H112V241H110ZM188 242H195L196 243V252L193 255H188L185 251V244ZM262 243L263 242H261V244ZM107 245H110V244L108 243ZM105 247L108 248L109 253L113 252L106 245H105ZM170 249H172V248H170ZM89 254L92 255V257L90 256L91 258L88 256ZM261 254H262V252H261ZM85 256L88 259L87 258L85 259L84 258ZM175 257L173 256V258H175ZM80 258L81 259L83 258V259L80 260ZM128 260L129 259H126V260L121 259V261H119V259H118V261H119L118 264H120L121 262H124V264H133L130 260L129 261ZM29 262L31 264L32 259H31V261L29 260ZM44 263H45V261H44ZM14 264H16V263H14ZM21 264H23V263L21 262ZM24 264H26V263H24ZM27 264H29V263H27Z\"/></svg>",
	"mask_w": 264,
	"mask_h": 264
}]
</instances>
